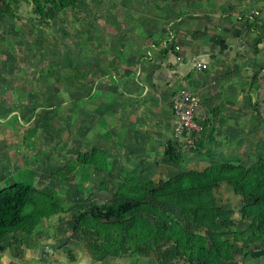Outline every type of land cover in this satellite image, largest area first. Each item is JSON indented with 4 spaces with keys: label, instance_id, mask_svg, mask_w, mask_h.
<instances>
[{
    "label": "rangeland",
    "instance_id": "374dc122",
    "mask_svg": "<svg viewBox=\"0 0 264 264\" xmlns=\"http://www.w3.org/2000/svg\"><path fill=\"white\" fill-rule=\"evenodd\" d=\"M253 7L261 10L251 0H0V190L32 188L11 213L26 223L0 239L12 264H264V210L243 214L247 200L222 179L187 189L181 209L173 201L186 190L175 189L178 178L208 181L213 168L264 184V116L245 119L241 109L245 122L213 124L200 116L212 94L197 92L202 132L192 148H177L178 161L131 160L111 142L118 108L131 104L117 100V80H134L136 56H154L211 15ZM124 199L140 202L137 234L113 227L128 216H87Z\"/></svg>",
    "mask_w": 264,
    "mask_h": 264
},
{
    "label": "crops",
    "instance_id": "0c3cea01",
    "mask_svg": "<svg viewBox=\"0 0 264 264\" xmlns=\"http://www.w3.org/2000/svg\"><path fill=\"white\" fill-rule=\"evenodd\" d=\"M251 2L261 10L257 11L256 7L246 9L243 16L236 18L214 14L207 21H198L203 22L201 24H192L191 30L179 27L182 30L172 40L178 46L174 53L168 46H162L154 56H136L134 80H124L121 75L117 80L120 81L116 86L118 92H114L118 93L119 102L125 101L124 96H127L131 103L118 108L114 127L118 130V139L111 140L114 149L120 151V147L123 148L121 156L150 163L160 153L161 162L164 161V148L160 145L164 140L166 144H173L174 121L169 105L180 89L198 97L197 92H200L202 98L212 94L200 116L212 120L213 124L245 122L237 121V111L241 109L245 119L248 113L255 122L264 116V82L261 80L264 73V0ZM194 63L205 64L206 69L196 70ZM205 71L206 80L200 82L199 74ZM223 92L226 94L224 100L217 95ZM200 99L195 116L197 121L200 119L197 118ZM220 113L225 114L221 119ZM5 247L0 241V264H12L10 248Z\"/></svg>",
    "mask_w": 264,
    "mask_h": 264
},
{
    "label": "trees",
    "instance_id": "16d2710c",
    "mask_svg": "<svg viewBox=\"0 0 264 264\" xmlns=\"http://www.w3.org/2000/svg\"><path fill=\"white\" fill-rule=\"evenodd\" d=\"M65 4L73 2V0H62ZM198 140V139H197ZM197 142V141H196ZM195 142V144H196ZM174 144L167 143L163 150V158L167 161L174 162L178 161L177 155V147H174ZM103 171V170H101ZM241 171V170H240ZM237 168H229L225 169L221 174V178H218L219 174L217 170L213 168L208 174V181L204 180L205 176H198L196 174H191L180 177L177 179L176 188L181 187L186 189L183 195L178 194L177 198L173 200L176 206L181 209V200L182 196L185 198H191L193 194L191 191H187L193 188L198 187L199 190L202 189L201 183L206 184L205 189H209L210 187H215L218 181H224L227 183L233 191L239 194L242 199H246V206L243 207L242 213L246 216H250L249 214H253L257 216L260 214V210H264V184L258 183L257 179L252 181L251 179L245 180L243 177L242 171L240 172ZM87 179V175L82 177L81 181H85ZM206 181V182H205ZM200 187V188H199ZM32 188L28 184L18 183L11 186H7L4 189L0 190V239L7 233H10L16 229H18L22 224L26 223L25 217L17 218L14 217L11 213L17 212V204L23 202L29 193H31ZM156 193V192H155ZM162 193V192H159ZM176 192H166L167 196L169 194L172 196L175 195ZM162 194V195H166ZM186 194V195H185ZM160 195V194H158ZM161 195V196H162ZM156 195H154L155 197ZM152 197V196H151ZM178 204V205H177ZM140 202L137 199H124L120 200L114 204L110 205H101L99 207H92L87 216L92 221H109L110 219H119L128 216L130 221H123V223H114L113 227L116 228L117 231L122 233L124 232H135L138 233L135 229L137 218L134 215L135 212L139 209ZM185 213V212H184ZM264 214V213H263ZM136 220V221H135ZM155 230V229H153ZM157 231V230H155ZM160 231V230H159ZM160 234V232H159ZM162 234V233H161ZM160 234V235H161ZM188 237V236H187ZM192 238V237H191ZM202 264H219L216 258H209V260H205Z\"/></svg>",
    "mask_w": 264,
    "mask_h": 264
},
{
    "label": "built area",
    "instance_id": "2783aa9c",
    "mask_svg": "<svg viewBox=\"0 0 264 264\" xmlns=\"http://www.w3.org/2000/svg\"><path fill=\"white\" fill-rule=\"evenodd\" d=\"M162 46L169 47L177 51L178 46L173 41L164 42ZM196 70L202 71L206 69V65L202 63H194ZM264 82V73L261 75ZM199 105V97L186 89H180L170 100V113L173 117V127L171 132V140L175 147L192 148L197 141L201 126L196 120V111Z\"/></svg>",
    "mask_w": 264,
    "mask_h": 264
}]
</instances>
